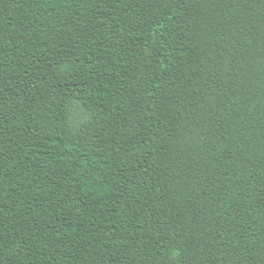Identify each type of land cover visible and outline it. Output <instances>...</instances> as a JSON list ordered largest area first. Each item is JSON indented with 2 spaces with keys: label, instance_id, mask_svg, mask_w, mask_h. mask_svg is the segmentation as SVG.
I'll return each instance as SVG.
<instances>
[{
  "label": "trees",
  "instance_id": "trees-1",
  "mask_svg": "<svg viewBox=\"0 0 264 264\" xmlns=\"http://www.w3.org/2000/svg\"><path fill=\"white\" fill-rule=\"evenodd\" d=\"M0 264H264V0H0Z\"/></svg>",
  "mask_w": 264,
  "mask_h": 264
}]
</instances>
